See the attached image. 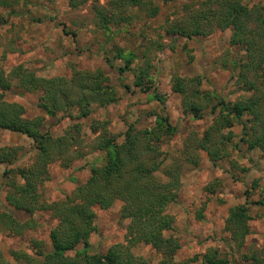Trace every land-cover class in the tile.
<instances>
[{"label":"trees","instance_id":"obj_1","mask_svg":"<svg viewBox=\"0 0 264 264\" xmlns=\"http://www.w3.org/2000/svg\"><path fill=\"white\" fill-rule=\"evenodd\" d=\"M82 2L86 0H81ZM1 2V0H0ZM71 6L77 1L69 0ZM149 4V5H148ZM150 6L147 0H113L110 7L96 6V25L108 29L111 23L130 22L134 7ZM152 16L156 8L150 7ZM230 29L229 43L239 47L242 55L232 60L234 83L244 92L233 101H226L213 92L200 88L199 77L173 74V90L180 96L182 111L192 118L211 116V122L199 133H189L182 141L175 157L169 158L162 144L176 132L168 117L155 115L153 126L141 128L128 124L123 139L108 130L107 119H93L89 124L92 137L85 139L80 123L76 122L62 134L42 131L43 117H27L24 107L8 101L3 89H8L10 76L0 65V130L25 135L32 141L34 155L24 166L6 168L1 174L5 201L17 210L29 214L20 222L7 212L0 213V230L21 235L35 222L32 215L47 210L55 220L49 230L50 250L42 252L33 240L37 264H147V260L133 252L138 245H148L158 255V264H189L175 259L180 243L172 234L174 218L167 212L169 204L177 200L182 185L181 175L186 165L197 166L200 152L212 163L226 159L232 149L244 144L246 149H259L264 157V6L248 5L245 0H201L190 8L183 22L172 23L170 34L183 37L207 35L214 29ZM123 60L117 65L119 75L126 70L134 72L133 85L144 90L149 75V63L131 66L136 60L134 52L117 49ZM111 66L113 62L107 61ZM17 66L14 86L39 93L38 103L46 115L64 113L76 118L88 117L95 107H104L117 101V92L109 77L100 69H81L71 66L70 75L43 77ZM8 80V81H7ZM126 87V86H125ZM158 99V95L154 94ZM241 127L235 141L232 127ZM89 152H100L101 163L91 166L87 178L63 199L48 201L40 193V186L49 179V166L58 162L64 167ZM19 148L0 146V163L13 164L19 159ZM214 190L213 187L206 186ZM121 202L119 215L127 219L124 241L111 245L104 253H90L88 238L96 230L95 207L107 209ZM264 206V189L261 197L252 202L245 192V201L229 207L225 219L232 244L240 248L249 233V205ZM201 217V214L198 215ZM81 245V247H78ZM15 259L18 251L12 252ZM24 256V255H23ZM204 264H237L221 256L217 248L210 247L202 254ZM251 264H262V259L251 256ZM0 264H11L0 251Z\"/></svg>","mask_w":264,"mask_h":264},{"label":"rangeland","instance_id":"obj_2","mask_svg":"<svg viewBox=\"0 0 264 264\" xmlns=\"http://www.w3.org/2000/svg\"><path fill=\"white\" fill-rule=\"evenodd\" d=\"M74 1H77L76 6H71L69 0L0 2V65L10 76L8 83L14 84L10 81L11 78L14 80L11 73L19 65L22 70L43 77L68 76L74 65L81 69L102 70L117 92L116 102L95 107L88 117L76 118L74 113L73 116L64 113L46 115L38 105L39 93L21 90L13 84L8 89L0 88L6 100L24 107L27 117H43L42 131L59 135L78 122L83 138L87 139L93 136L89 131L91 120L107 119L108 130L121 141L128 124L137 128L153 126L155 115H164L176 127L175 134L162 144V149L172 158L178 154L189 133L200 134L211 122L208 114L196 119L182 111L180 96L173 90V74L199 77L202 90L213 92L226 101L244 94L234 83V65L231 63L242 55V50L229 43V28L214 29L207 35L189 38L167 32L172 23L183 22L190 8H196L201 0H147L150 6H136L129 11L135 14L130 22L111 23L108 29L96 25L94 7L108 8L113 0ZM245 1L248 5L264 6V0ZM151 6L156 8L152 16L148 9ZM117 49L137 55L132 67L149 63V75L144 83L149 88L142 90L133 85L135 74L132 70L118 74L115 66L122 65L123 60L117 55ZM109 60L113 66L107 62ZM232 130L237 141L241 127L235 124ZM0 146L19 148L18 161L0 163V213H10L23 222L30 216L5 201L1 174L6 168L24 166L31 161L34 155L32 141L23 134L0 130ZM101 155L100 152H89L67 167L52 163L49 179L40 186V193L48 201L63 199L87 178L91 166L101 163ZM181 182L177 200L167 207L174 222L172 230L166 234L174 235L180 243L175 256L177 261L204 264L202 254L213 247L229 262L251 264V256L255 255L264 264L263 205H249V233L240 248L232 244L224 227L229 207L243 203L246 191L252 202L261 197L264 157L259 149L248 150L244 144H239L228 158L216 163L200 152L199 164L186 165ZM206 186L214 190L209 192ZM120 206L121 202L116 200L107 209L94 208L96 230L88 238L90 253H104L111 245L124 241L128 220L120 218ZM32 220L35 225L21 235L0 230V251L11 264H37L41 257L33 240L39 242L37 248L42 252L50 250L48 234L55 220L47 210L35 212ZM13 251H18L20 257L15 259ZM133 252L145 258L147 264H158L159 255L148 245H138Z\"/></svg>","mask_w":264,"mask_h":264}]
</instances>
